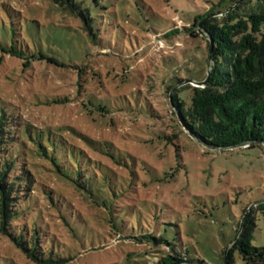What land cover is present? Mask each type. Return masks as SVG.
I'll return each instance as SVG.
<instances>
[{"label":"rangeland","instance_id":"rangeland-1","mask_svg":"<svg viewBox=\"0 0 264 264\" xmlns=\"http://www.w3.org/2000/svg\"><path fill=\"white\" fill-rule=\"evenodd\" d=\"M218 1L0 0V40L25 54L0 47V100L12 125L40 132L61 128L54 139L79 149L97 181L105 180L104 172L121 188L110 195L112 213L49 158L34 151L21 156L34 182L28 187L21 181L12 196L21 202L19 195L35 197L19 224L29 227L30 215L39 211L45 225L41 240L54 239L69 256L64 264H156L173 253L160 237H143L146 232L180 244L192 264H224L246 214L242 208L264 199L263 150L201 144L182 130L171 101L181 86L196 85L191 80L204 75L207 40L185 30L171 38L163 33ZM41 53L58 64L34 57ZM101 105L108 108L103 114L94 108ZM105 146L126 155L128 165L105 153ZM94 162L103 170L90 167ZM42 189L58 196L65 213ZM117 223L128 231L120 232ZM255 223L252 244L264 246L260 211ZM233 257L236 264H253L237 251ZM0 264L41 263L0 232Z\"/></svg>","mask_w":264,"mask_h":264},{"label":"trees","instance_id":"trees-1","mask_svg":"<svg viewBox=\"0 0 264 264\" xmlns=\"http://www.w3.org/2000/svg\"><path fill=\"white\" fill-rule=\"evenodd\" d=\"M56 1L63 2V0ZM207 6L208 8L205 7L204 11L194 14L189 21L186 20L184 25L172 27L163 33L165 37L171 38L185 30L191 37L202 35L206 38L207 46L203 58L205 73L202 78H194L195 80L201 81L206 78L208 63L211 61V72L207 84L195 86L189 83L172 94L171 101L175 113L182 130L211 149L234 150L237 148L228 149V147L248 142L245 147L238 148L260 147L264 155V55H261L264 46V0H232L228 3L226 0H220ZM82 15L87 22L91 19L87 11L82 12ZM204 19L206 21L203 31L206 35L202 34L200 28V23ZM0 47L8 49L13 55H25L14 45H4L1 40ZM35 56L56 62L53 57L42 53ZM177 79L179 81L183 78ZM171 87H175V84ZM94 108L98 113L108 109L104 105L94 106ZM12 117L9 109L0 100V232L8 236L31 260L41 264H64L69 260V256H66L64 250L54 246V239L50 238L48 242L44 238L41 240V232H44L45 225L40 219L39 211L30 215L29 227L25 222L19 224L20 218L30 211L29 204L35 197L29 194L19 195L24 200L21 202L17 201V196H12L21 181L26 182L27 184H24L28 187L34 182L29 172L30 165L25 166L21 156L38 152L41 157L49 158L59 173L69 178L81 190L96 197L94 200L102 203L112 213L113 198L110 195L117 196L116 193L121 188L112 182L114 178L110 174L104 172L102 179L105 180L97 181L93 170L86 168L89 167V159L86 158L82 163L81 160L85 156L79 149H74L67 143L68 146L64 145L65 140L64 142L60 139L55 140V135H61V128H51L47 132H40L25 126L22 130L18 129L17 125L15 127L12 125L15 123ZM103 149L105 153L128 165V162L123 161L127 159L126 155H122L123 158H121L112 152L110 146H105ZM68 159L73 160L77 168L70 165ZM18 165H24L23 172L20 174L15 172ZM90 167L103 170L102 166L97 165L96 162ZM11 173L12 176H10ZM100 183L103 186L106 185V188H102ZM41 192L47 195V199L52 204L58 205L56 207L58 210L65 213L63 209L65 204L57 195H52L50 191L44 189ZM250 203L242 208V212L248 213V209L253 206L251 213L246 215L239 237L233 240L231 248L225 251L224 264L226 261L227 264H236L233 257L235 251L246 263L264 264V246L252 244L256 224L255 214L260 211L264 216V201H257L251 205ZM60 205H63V208ZM32 210H35L33 205ZM242 219L238 222L239 228ZM14 221L17 222L14 224ZM69 223L72 230H76V224L74 228L71 222ZM116 225L120 232L125 233L129 229L119 223ZM235 231L238 233L239 229ZM143 237L151 240L160 237L159 239L173 248V253L168 252L161 256L156 264H192L184 247L175 241L150 232L144 233Z\"/></svg>","mask_w":264,"mask_h":264},{"label":"water","instance_id":"water-1","mask_svg":"<svg viewBox=\"0 0 264 264\" xmlns=\"http://www.w3.org/2000/svg\"><path fill=\"white\" fill-rule=\"evenodd\" d=\"M205 21H206V19H204V20L200 23V28H201V32H202V34H205V35H206V32L203 31ZM212 46H213V44H212ZM261 55H264V46L262 47ZM210 72H211V61H209V63H208V73H207L206 78H205L204 80H201V81H197V80H195V79H194V80H191V81L196 83L195 86H203V85L207 84V82L209 81ZM171 96H172V94H171ZM246 145H248V142H242V143H239V144H236V145L230 146V147H228V149L238 148V147H242V146H246ZM219 148H222V147H219ZM262 201H264V199H263V200H260V201H258V202H262ZM256 203H257V202H256ZM246 215H247V213L244 215V217H243V219H242L241 226H240L239 231H238V233H237V235H236V237H235L234 240H236V239L239 237L240 232L242 231V229H243V227H244V223H245ZM226 252H227V251H226ZM226 264H227V261H226Z\"/></svg>","mask_w":264,"mask_h":264}]
</instances>
